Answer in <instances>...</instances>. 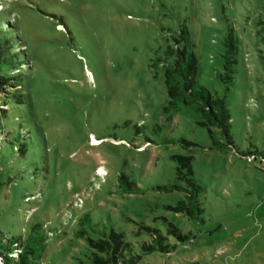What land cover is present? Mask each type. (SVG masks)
I'll return each mask as SVG.
<instances>
[{
	"label": "rangeland",
	"instance_id": "obj_1",
	"mask_svg": "<svg viewBox=\"0 0 264 264\" xmlns=\"http://www.w3.org/2000/svg\"><path fill=\"white\" fill-rule=\"evenodd\" d=\"M0 13L41 135L19 156L0 129L3 236L40 223L41 264H91L87 237L113 229L140 253L146 228L168 236L171 224L188 239L168 236L169 254L138 264H264V0H0ZM183 28L196 81L229 109L230 140L196 106L169 107L154 65ZM174 156L192 158L201 187L190 215L175 212L192 205Z\"/></svg>",
	"mask_w": 264,
	"mask_h": 264
},
{
	"label": "trees",
	"instance_id": "obj_2",
	"mask_svg": "<svg viewBox=\"0 0 264 264\" xmlns=\"http://www.w3.org/2000/svg\"><path fill=\"white\" fill-rule=\"evenodd\" d=\"M2 13H0L1 16ZM6 25L0 17V95L6 89L2 102L6 104L5 109H0V129L3 134L2 143H8L13 152L19 156H24L34 144L41 140L39 130L33 125L29 118L31 110L30 96L25 93L23 86L24 63L15 45L13 33L4 29ZM181 37L176 40L173 48H168L164 53V60L156 61L154 67H161L163 70V81L166 95L171 109H176L178 105L196 106L204 122L202 125L218 129L227 140H230V114L224 99L212 95L210 91L196 81V61L192 54V41L186 28L181 30ZM230 50L225 57L223 65L224 74L221 80L230 83L233 80L236 60L234 41L229 35ZM224 78V79H223ZM16 81L15 83H13ZM13 85L10 87L9 85ZM4 123V125L2 124ZM14 133L16 136L11 135ZM251 157H254L253 155ZM264 161V153L260 154ZM177 162L176 177L187 184V197L192 206L179 204L175 208L176 213L184 211L190 215L193 206L201 192V187L196 184L193 178L192 158L184 156H174ZM121 180L125 178L120 176ZM130 185V184H129ZM1 186V183H0ZM165 189V188H164ZM81 223H90L88 216L81 220ZM152 235L151 243H143L139 247L140 253H136L133 245L125 241L123 234L109 230L107 234L102 233L96 238L87 237L86 241L90 249L91 264H138L142 256L150 255L154 252L169 254L170 246L167 243L168 236L175 237L180 243L187 240V236L181 235L179 229L169 224L168 236H163L159 231L146 228ZM85 231L79 230L78 237H83ZM50 232H46L44 226L35 223L29 227L24 236L16 238H6L0 232V261L2 264H41L43 254L47 245Z\"/></svg>",
	"mask_w": 264,
	"mask_h": 264
},
{
	"label": "bare ground",
	"instance_id": "obj_3",
	"mask_svg": "<svg viewBox=\"0 0 264 264\" xmlns=\"http://www.w3.org/2000/svg\"><path fill=\"white\" fill-rule=\"evenodd\" d=\"M59 28H60V27H59ZM90 144H92V145H96V144H98V141H96V140H91Z\"/></svg>",
	"mask_w": 264,
	"mask_h": 264
},
{
	"label": "water",
	"instance_id": "obj_4",
	"mask_svg": "<svg viewBox=\"0 0 264 264\" xmlns=\"http://www.w3.org/2000/svg\"><path fill=\"white\" fill-rule=\"evenodd\" d=\"M0 264H2L1 261H0Z\"/></svg>",
	"mask_w": 264,
	"mask_h": 264
}]
</instances>
